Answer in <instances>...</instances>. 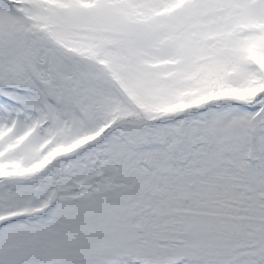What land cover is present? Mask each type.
I'll return each mask as SVG.
<instances>
[{"label": "snow or ice", "instance_id": "6c2138e0", "mask_svg": "<svg viewBox=\"0 0 264 264\" xmlns=\"http://www.w3.org/2000/svg\"><path fill=\"white\" fill-rule=\"evenodd\" d=\"M0 264H264V0H0Z\"/></svg>", "mask_w": 264, "mask_h": 264}]
</instances>
